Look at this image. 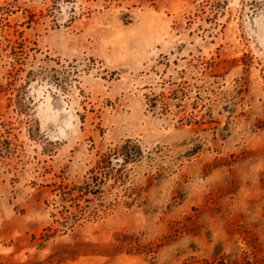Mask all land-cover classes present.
<instances>
[{"label": "rangeland", "instance_id": "obj_1", "mask_svg": "<svg viewBox=\"0 0 264 264\" xmlns=\"http://www.w3.org/2000/svg\"><path fill=\"white\" fill-rule=\"evenodd\" d=\"M0 264H264V0H0Z\"/></svg>", "mask_w": 264, "mask_h": 264}, {"label": "trees", "instance_id": "obj_2", "mask_svg": "<svg viewBox=\"0 0 264 264\" xmlns=\"http://www.w3.org/2000/svg\"><path fill=\"white\" fill-rule=\"evenodd\" d=\"M140 153L141 150L137 144L132 143L130 140H126L124 144L121 145L117 153L113 154L112 157L116 158L117 160L120 159L121 165H125L138 158ZM106 162L109 164L111 163V161Z\"/></svg>", "mask_w": 264, "mask_h": 264}]
</instances>
